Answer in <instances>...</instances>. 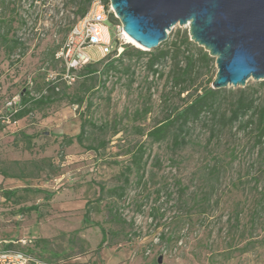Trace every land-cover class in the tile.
<instances>
[{"label":"rangeland","instance_id":"1","mask_svg":"<svg viewBox=\"0 0 264 264\" xmlns=\"http://www.w3.org/2000/svg\"><path fill=\"white\" fill-rule=\"evenodd\" d=\"M67 2L0 0V31L23 43L11 53L0 43V188L30 189L20 193L19 204L0 197V248L11 243L57 264H264V138L256 145L250 130L235 128L211 137L209 117L192 124L180 146L171 135L148 137L186 97L170 82L168 62L153 74L147 56L124 59L96 85L89 106L65 98L11 121L22 89L39 95L55 80L71 95L79 86V67L66 70L74 54L69 32L78 19ZM104 11L112 40L121 24L109 22L110 6ZM178 31L188 34L187 27L175 26L164 42ZM85 51L99 67L110 61L100 63L94 47ZM216 70L215 61L200 68L195 85L213 80ZM256 82L248 79L245 87ZM79 113L88 121L84 144L98 150L75 141L60 148L63 135L78 133ZM139 149L142 167L136 172L131 156ZM119 186L122 197L110 192ZM36 190L53 195L45 200ZM86 202L91 221L115 232L98 252L100 228L82 220ZM29 205L38 211H18ZM111 206L124 222L111 218Z\"/></svg>","mask_w":264,"mask_h":264},{"label":"trees","instance_id":"2","mask_svg":"<svg viewBox=\"0 0 264 264\" xmlns=\"http://www.w3.org/2000/svg\"><path fill=\"white\" fill-rule=\"evenodd\" d=\"M92 2L93 0H68L67 4L75 6V14L80 18L85 15ZM102 2L107 8L109 7V0H102ZM108 20L110 23H119L112 11L108 13ZM0 23H3L2 19H0ZM179 32H177L174 40L164 42L162 47L153 51H146L125 44L119 56H114L115 51L103 56L100 63L106 59H110V61L102 64L101 67L97 63L92 62L80 66L75 77L81 79V81L78 88L71 95L66 92V87L59 88V84L55 80L48 81L43 93L39 95H32L27 88L22 89L17 103L13 105L10 112L11 121L20 120L31 115L34 110L42 109L65 98H68L72 104L79 107L83 104L87 107L91 104L90 96L93 94L96 85L104 84V75L118 70L122 66L124 59L130 60L134 56L139 59L147 56L146 66L153 74L160 73V66L168 62L170 82L177 88L178 94L187 92L184 104L179 108H174L172 113H169L164 120L149 130L147 132L148 137L154 141H160L171 135L172 143L175 146H180L188 142L189 130L192 124L201 121L204 117H209V136L215 137L219 132L231 130L232 128L250 130L256 145L262 144L264 138V80L235 91L231 88H211L212 79L206 80L204 84L195 85L200 68L207 67L214 62V59L202 47L190 41L185 31ZM0 43L8 53L23 45L20 38L16 35L8 37V32L2 33L1 31ZM21 54H24V49ZM73 71L74 69L70 70L71 74ZM261 89H263L262 92H260ZM226 94H230V98L225 99ZM79 120L78 133L74 136L63 135L59 143L60 148L62 149L64 145H69L75 141L87 149L98 150L96 145L84 144L87 132L86 123L88 121L81 113H79ZM142 156L141 149L131 156V162L135 166L136 172H139L142 167ZM218 168L217 164L213 165L210 174L212 176L216 175ZM127 170L130 172L131 168L127 167ZM4 176L20 177L22 175L15 176L4 173ZM124 181L126 183L129 182L128 175L124 176ZM100 190L103 192L104 187H100ZM26 191H30V189L26 187L22 189L0 188V197L4 201H12L15 204H19L21 201L20 193ZM36 192H42L45 200H49L53 195L52 192L43 190H36ZM110 192L122 197L124 187L119 186L110 189ZM18 211L29 214L32 211H38V207L36 205L23 206L19 207ZM108 212L113 220L124 222L123 219L115 214L113 206L109 207ZM89 215V203L86 202L82 220L86 224H94L100 228L101 240L96 248L98 252L104 244L110 246V240H112L115 232L106 230L98 222H92ZM41 241L43 240L39 239L38 242ZM1 248L15 249L11 243L3 245ZM25 252L33 254L30 249L25 250ZM52 263L57 264L55 262Z\"/></svg>","mask_w":264,"mask_h":264},{"label":"water","instance_id":"3","mask_svg":"<svg viewBox=\"0 0 264 264\" xmlns=\"http://www.w3.org/2000/svg\"><path fill=\"white\" fill-rule=\"evenodd\" d=\"M109 6L123 32L146 51L173 27H187L189 40L214 58L213 89L264 80V0H109Z\"/></svg>","mask_w":264,"mask_h":264},{"label":"built area","instance_id":"4","mask_svg":"<svg viewBox=\"0 0 264 264\" xmlns=\"http://www.w3.org/2000/svg\"><path fill=\"white\" fill-rule=\"evenodd\" d=\"M106 22L107 15L104 11V5L100 0H93L85 15L78 18L70 29L68 45H72L74 54L65 61L67 72L91 61L90 55L85 51L87 47L96 48L102 56L108 55L113 51H115V57L121 54L124 45L128 42L125 33L121 25H117L115 36L111 40ZM68 51L69 49L66 52V56ZM0 264L53 263L43 261L39 257L25 251L0 248Z\"/></svg>","mask_w":264,"mask_h":264},{"label":"bare ground","instance_id":"5","mask_svg":"<svg viewBox=\"0 0 264 264\" xmlns=\"http://www.w3.org/2000/svg\"><path fill=\"white\" fill-rule=\"evenodd\" d=\"M125 37H126V40H127L128 42H130V43H132V44H134V45L140 47V46H139L137 43H135V41H133V40L131 39V37H129L127 34H125Z\"/></svg>","mask_w":264,"mask_h":264}]
</instances>
